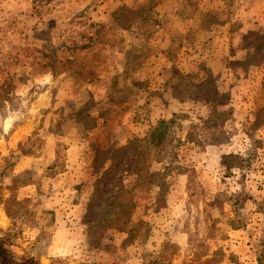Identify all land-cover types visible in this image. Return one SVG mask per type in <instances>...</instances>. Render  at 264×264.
Segmentation results:
<instances>
[{
  "label": "rangeland",
  "instance_id": "1",
  "mask_svg": "<svg viewBox=\"0 0 264 264\" xmlns=\"http://www.w3.org/2000/svg\"><path fill=\"white\" fill-rule=\"evenodd\" d=\"M250 6L0 0V231L15 256L264 264V35L239 59L193 46L199 30L238 34Z\"/></svg>",
  "mask_w": 264,
  "mask_h": 264
},
{
  "label": "crops",
  "instance_id": "2",
  "mask_svg": "<svg viewBox=\"0 0 264 264\" xmlns=\"http://www.w3.org/2000/svg\"><path fill=\"white\" fill-rule=\"evenodd\" d=\"M243 13L244 24L236 35L229 33V29L224 28L214 29L213 32L199 30L196 38L197 42L193 45L194 47L198 46V50H201L198 58L203 56L201 59L208 62L221 60V57H232L234 54L232 51L236 52L237 59H239L240 53L242 58L246 57L247 51L242 46L243 38L247 34L256 37L264 35V0H251V6ZM210 33L215 36L212 42L209 41ZM233 36H235L234 39H232ZM209 45H211L210 49L208 48ZM237 77L240 78V74Z\"/></svg>",
  "mask_w": 264,
  "mask_h": 264
},
{
  "label": "trees",
  "instance_id": "3",
  "mask_svg": "<svg viewBox=\"0 0 264 264\" xmlns=\"http://www.w3.org/2000/svg\"><path fill=\"white\" fill-rule=\"evenodd\" d=\"M124 11L134 15V17L136 18L142 15V13L137 12V10L125 9ZM166 124L167 122L162 121L158 127L159 129H156L150 135L151 145L158 146L162 142V136L164 135V133L160 131V128L165 126ZM136 142H139V140H137ZM11 202L16 203L17 205H21L22 203H26L28 201L17 202L16 198H11L9 200H6L5 204ZM5 212L7 213L8 217L13 218L8 207L5 208ZM14 237L15 235L14 236L11 235L9 231L6 232L0 231V264H41L34 256H25V257L15 256V254L11 250L12 240Z\"/></svg>",
  "mask_w": 264,
  "mask_h": 264
}]
</instances>
